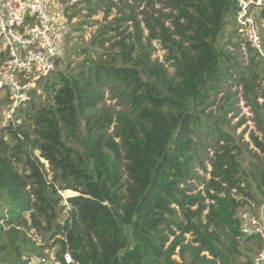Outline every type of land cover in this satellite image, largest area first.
<instances>
[{
    "label": "trees",
    "instance_id": "obj_1",
    "mask_svg": "<svg viewBox=\"0 0 264 264\" xmlns=\"http://www.w3.org/2000/svg\"><path fill=\"white\" fill-rule=\"evenodd\" d=\"M168 6L171 25L151 17L144 42L132 15L113 19L115 27H100L94 42L101 48L121 34V20L133 21V40L122 36L86 66L49 73L43 87L49 103L37 107L26 100L16 109L21 120L0 129V250L8 248L15 264L47 245L63 248L64 240L78 264H178L172 258L177 247L184 264H235L241 253L237 213L246 203L237 195L254 196L249 185L240 186L248 168L233 137L219 126L225 117L203 113L232 69L261 134L251 135L262 153L260 162L253 152L252 162L255 188L264 199V67L260 78L256 61L248 77L226 48L228 34L237 30L238 0H170ZM109 30L115 35L104 37ZM152 39L166 51L171 74L151 59ZM105 88L122 109L103 107ZM229 104L220 105L227 107L223 112ZM205 132L225 143L202 196L189 193L188 180L201 179L193 163L201 164L195 143ZM33 150L49 164V181ZM64 190L78 195L63 199ZM27 227L43 234L40 244L26 235ZM187 233L192 239L185 242Z\"/></svg>",
    "mask_w": 264,
    "mask_h": 264
},
{
    "label": "rangeland",
    "instance_id": "obj_2",
    "mask_svg": "<svg viewBox=\"0 0 264 264\" xmlns=\"http://www.w3.org/2000/svg\"><path fill=\"white\" fill-rule=\"evenodd\" d=\"M48 8L58 16L65 26V39L62 46L61 58L52 71H70L76 70L79 67H84L90 58L94 59L108 46L120 39L122 36L125 37L126 42L133 40L132 34L134 33L133 21L132 20H121L120 27L117 32L121 34H116L112 30H109L104 37L111 38L110 41L103 43V48L96 45L94 39L98 34V30L103 25H109L110 27H115V22L112 21L115 18L127 17L132 15L136 21L139 22V26L142 29V41L144 42L148 36V30L145 27V22L150 21L151 17H157L160 20H164L165 26H170V18H165V15L170 13L171 8L168 6L170 0H111L115 5H105L101 0H46ZM108 7V8H107ZM165 18V19H164ZM233 28L229 25L228 29ZM229 31V30H227ZM228 37L229 44L226 48L229 51L235 52L239 66L245 71L246 76L251 77V71L255 68L254 63L256 61H261L260 66H258L257 71L260 72V78H262V69L264 67V61L255 55L252 49L245 42V39L241 33L236 30V32ZM152 51L151 59H157L159 62H163L167 68L168 73H172L173 67L170 66L168 61H165L166 51L162 48L158 39H152L151 41ZM2 55L0 54V62ZM251 58L254 60L251 61ZM47 78L32 79V86L29 90V99H32L35 106L46 105L49 103L47 94L44 92L43 87ZM236 73L232 69H229V74L226 76L221 84V90L213 95H209V104L204 108V113H210L211 117L214 115H223L225 117L224 123L221 118H218L221 123L220 128L227 133H229L236 142L241 155L240 160L244 167L248 168L246 174L242 175L244 181L240 182L241 187L246 188L253 196L254 199L248 198L241 194L237 195V198L241 201H246L242 205L237 216L242 212L253 211L258 206L259 202L262 200L260 198L257 189L255 188L256 182L254 181V168L255 158L252 156L253 152L259 155V161L261 162L262 153H260L253 145L251 140V135H257L259 138L261 134L257 131L255 122L253 120V113L251 112V107L245 100V96L242 90V86L236 81ZM263 82L260 84L262 86ZM5 90V89H4ZM0 90V129L8 124L11 120L14 122H19L21 117L16 113L12 115V118L7 117L9 100L7 90ZM228 92L230 97H226L225 93ZM109 88L103 89V107L109 108L110 110L116 111L122 109V105L118 103V97L112 94ZM258 101L262 103V98L258 97ZM230 103V104H229ZM222 104H229V109L223 112V109L227 107L220 108ZM17 109V108H16ZM223 123V124H222ZM112 130L110 127L109 131ZM4 139L11 142L9 136L4 134ZM225 143L222 139L218 138L216 133H199L196 137L195 149L199 158V162H194V170L196 174L202 179L192 178L188 180L190 183L189 193H197L203 196L205 182L211 178L212 161L215 160L216 154L221 153L222 150L220 145ZM235 152V151H234ZM33 155L37 157L40 163L43 164L44 170L46 171L48 181L51 178V172L49 171V164L43 158L39 157V151L33 150ZM21 156V154H19ZM202 165V166H201ZM16 167L18 171H24L28 173L26 166L22 162H17ZM123 170V169H122ZM126 179V174H122V180ZM69 192V194H67ZM63 199L69 197L70 194L78 195L76 191L64 190L60 191ZM232 193H235V189H232ZM67 194V195H66ZM72 196V195H70ZM194 209V207L192 208ZM63 212H67L64 210ZM206 213V210L203 214ZM61 214V219L63 215ZM28 226L30 225L29 215H26ZM26 235L31 238L35 244H40L43 238L41 232H37L34 228L27 227ZM47 236V234H45ZM172 236L169 237L166 245L172 240ZM192 236L187 233L185 234V242L190 241ZM238 249L241 252L238 255L235 264H244L251 260L252 255L255 250L259 247V242L256 239L252 241H247L244 238L239 239ZM31 253L23 254V262L26 263L28 256ZM172 258L178 264H184L179 256L178 247L175 249V254ZM0 264H15L14 255L9 251V249L0 250Z\"/></svg>",
    "mask_w": 264,
    "mask_h": 264
},
{
    "label": "built area",
    "instance_id": "obj_3",
    "mask_svg": "<svg viewBox=\"0 0 264 264\" xmlns=\"http://www.w3.org/2000/svg\"><path fill=\"white\" fill-rule=\"evenodd\" d=\"M46 0H0V90H7V117L29 99L32 79L45 78L61 56L65 26ZM237 30L264 58V0H238ZM4 90V91H5ZM6 93V91H5ZM6 93V95H7ZM241 238L259 240L251 264H264V199L255 210L238 215ZM47 245L24 264H78L68 243Z\"/></svg>",
    "mask_w": 264,
    "mask_h": 264
},
{
    "label": "crops",
    "instance_id": "obj_4",
    "mask_svg": "<svg viewBox=\"0 0 264 264\" xmlns=\"http://www.w3.org/2000/svg\"><path fill=\"white\" fill-rule=\"evenodd\" d=\"M253 239H255V238H253ZM253 239H251V241H252ZM256 240L259 242V240H258V239H256Z\"/></svg>",
    "mask_w": 264,
    "mask_h": 264
},
{
    "label": "bare ground",
    "instance_id": "obj_5",
    "mask_svg": "<svg viewBox=\"0 0 264 264\" xmlns=\"http://www.w3.org/2000/svg\"><path fill=\"white\" fill-rule=\"evenodd\" d=\"M75 194V193H74ZM70 195H73V194H70Z\"/></svg>",
    "mask_w": 264,
    "mask_h": 264
},
{
    "label": "water",
    "instance_id": "obj_6",
    "mask_svg": "<svg viewBox=\"0 0 264 264\" xmlns=\"http://www.w3.org/2000/svg\"><path fill=\"white\" fill-rule=\"evenodd\" d=\"M77 195V194H76Z\"/></svg>",
    "mask_w": 264,
    "mask_h": 264
}]
</instances>
